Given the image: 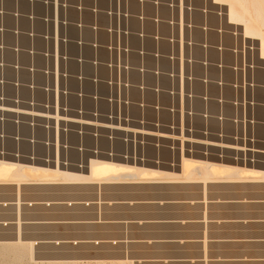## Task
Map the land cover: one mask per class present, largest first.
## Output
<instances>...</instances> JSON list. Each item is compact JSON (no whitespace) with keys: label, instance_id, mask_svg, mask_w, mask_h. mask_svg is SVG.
<instances>
[{"label":"bare ground","instance_id":"obj_1","mask_svg":"<svg viewBox=\"0 0 264 264\" xmlns=\"http://www.w3.org/2000/svg\"><path fill=\"white\" fill-rule=\"evenodd\" d=\"M30 1L41 7V0ZM211 4L246 42L243 52L234 51L244 55L242 64L232 60L230 47L215 48L214 29L205 35L189 18L178 34L174 24L168 31L172 19L163 14L157 23L164 30L152 31L150 0H131L132 26L118 45L115 33L102 29L104 21L94 33L78 25L72 2L59 6L53 35L47 11L36 12L27 0H0V190L12 183L24 189L91 188L106 196L110 187L138 186L139 192L164 181L192 188L201 170L215 186H264V141L255 137L264 124L254 113L264 107L255 95L264 93V0ZM227 30L218 33L230 43ZM53 40L55 74L49 64ZM224 125L234 134H224ZM5 143L13 144L11 152ZM154 151L156 161L147 159ZM165 151L172 163L161 162Z\"/></svg>","mask_w":264,"mask_h":264},{"label":"crops","instance_id":"obj_2","mask_svg":"<svg viewBox=\"0 0 264 264\" xmlns=\"http://www.w3.org/2000/svg\"><path fill=\"white\" fill-rule=\"evenodd\" d=\"M247 189L250 188L244 190ZM211 190L214 189L208 190L206 195L199 188L197 192L157 189L152 194L141 192L139 199L121 196L117 199L119 196H105L103 193L102 197L96 195L92 203L79 199L62 201H81L90 203V206L73 210L54 208L71 211L77 216L44 218L47 220L42 221L41 226L91 227L95 232H101L96 233L95 238L78 234L73 239H58L77 241V246L68 245L72 248L91 246L120 250L121 256L112 261L123 259L136 264H264V193L234 194L235 197H231V194L217 192L223 189ZM76 258H82V255Z\"/></svg>","mask_w":264,"mask_h":264},{"label":"rangeland","instance_id":"obj_3","mask_svg":"<svg viewBox=\"0 0 264 264\" xmlns=\"http://www.w3.org/2000/svg\"><path fill=\"white\" fill-rule=\"evenodd\" d=\"M203 2H204L203 0H194L193 1L195 7L202 6ZM38 11H40V10L38 9ZM194 21L196 23H199V24L202 23L203 18L201 16V14H195L194 15ZM209 23H211L212 25L215 24V26H216L217 20L215 18L214 19L210 18ZM224 42H228V39H226ZM197 68L200 69L201 67L198 66ZM229 77L231 78V76H229ZM232 79H233V74H232ZM232 79H230V83H231ZM258 82H260V81H258ZM255 95H256V97H258L257 103L264 104L263 103L264 102V93L263 92L260 94L256 93ZM226 97H227V95H226ZM213 107H214V105H213ZM214 111L216 112V110H214ZM226 111H227L226 116H231V118L234 119V116H235L234 110L231 111V109L227 108L225 110V113H226ZM255 112H257L258 122H260V123L263 122V124H264V107H258L254 111V113ZM230 113L233 116L230 115ZM224 118H226V117H224ZM196 125H197L196 127L198 129L202 127L201 122L196 123ZM224 127H226V125H224ZM210 128H211V131L213 133H215V131H218L219 127H218L217 123L216 124L212 123ZM256 130H257L256 136L254 135L256 137V139L257 140L261 139L262 141H264V125H260L259 128H256ZM10 131H13V129L11 127L9 128V131H8V133L11 134ZM223 132H224V134L227 133V134L233 135L234 134V127L232 128V127L227 125L226 130H223ZM254 134H255V132H254ZM6 145H9V144L5 143L4 146L6 147ZM8 147H9L8 151L11 152V150L13 149V144H11V146L9 145ZM21 148H23V151L26 152L27 146H23ZM6 149H7V147H6ZM154 153H155V151H154ZM13 155H14V153H13ZM156 155L157 154L155 153L154 157L146 156V158L153 160V161H156L155 160V159H157ZM169 155H170V158H169ZM162 156H163L164 161L160 160L161 162L166 161V162L172 163L171 161H169V160H171V157H172L171 153L168 154L165 151L162 154ZM152 169H155V167H152ZM162 171H168V170L163 169ZM202 178H203V180H202ZM204 178L208 179V180H204ZM192 179L194 180L193 182H194L195 186L191 188L190 187L191 185H189L190 189L186 186H181V187H184V189H182L180 187L183 192H186V191H190V192L196 191L197 192V190L199 188L200 190H202L204 192V194L207 195L208 190H210V189H214L211 191H217L220 189H233V188L236 189L237 188V189H240L241 191L240 190H238V191L237 190H232V191L231 190H227V191L224 190V192H222V191H217V192L229 193V194H231V197H235L234 194H247L248 193V195H250L251 193H254V192H255V194L256 193H260V194L264 193V186L262 184H250L248 181H246L244 184H241V187H239L240 185L238 186V185H231V184L221 185V187H220V184L218 183L219 181H216L217 185L219 184L218 185L219 187H217V185L216 186L214 185L216 183L211 184L212 179L209 177H206V173L203 170L200 171V174H195L192 177ZM199 180L202 182V184L199 182ZM213 185H214V187H213ZM254 185H255V187H254ZM127 186H124V187L115 186V188L113 187L114 191L116 190V188H119V190L121 191L120 192L117 189L114 193L116 194V193L120 192L121 198H123V197L139 198V194L141 192H143V193H146V192L147 193H153L154 192L155 193L157 189H170V190L180 189L179 186L178 187L175 186L174 188H176V189L172 188L173 186H171L170 184L168 185V183L165 181L162 183V185H157L156 186L157 188L154 185H152V186L151 185L150 186L145 185L146 189H143L144 191H140V190H142V188H144V187L140 186L139 188H141V189H139V192H137L138 186L137 187H135V186L127 187ZM132 187H133L134 191L131 190ZM153 187H155V188L152 189ZM2 188L3 189L0 190V224L3 222H9L12 224V226H9L8 228H4V227L0 226V264H136L133 261L123 260V259L112 261L111 259H115V258H118V256L119 257L121 256V251L117 250V249H115V250L110 249L107 247H103L100 249H95L91 246L81 247V248H72L70 246L55 247L52 245H40V246L36 247L35 242L40 241V240L42 241L43 239H49V238L58 239L60 237H69V238L73 239L78 234H80V235L83 234L81 236L86 235V236L95 238V237H97L96 233L99 234L101 232H99L97 230L95 232L93 230V228H91V227H85V228L77 229V228H68V227H63V226H41L43 224L42 221L47 220L44 218L59 219L62 217H68V215L73 217L74 216V215H72L73 212L65 210V209L38 210V211L26 212V211H24V210H26L25 206H22V205H25L24 202L28 203V202L37 201V200H43V201H47V202L72 201L73 199H77L78 197H80V199L78 198L79 200H81V197H82V199L84 201H91V200H94L96 195L98 196V193L96 192L97 191L96 188H92V190L94 189V191L96 192V195H94V193L91 191V188L90 189L89 188L88 189L87 188L86 189L85 188L84 189H78L77 191H79V192H76L75 191L76 189H73L75 191V192H73V190H71V189L63 190V189H61V186H53V187L51 186V187H47L46 189L48 191H46L45 188H44L45 189L44 190V189H38L35 187H30V189H29V187L28 188L25 187V189H24L23 187H21V186L19 187L16 184L14 185L12 183L6 184ZM111 188L112 187H110L106 190L104 189L105 192L108 191V193L106 192L107 195L108 194H110L111 196L115 195L112 191L113 188L112 189ZM122 188H124L125 190ZM147 188H149V189H147ZM246 188H250V189L244 190ZM109 189H111V190H109ZM110 191H112V192H110ZM76 193H79L81 195L76 194ZM91 193H93V194H91ZM123 194H125V195H123ZM135 194H138V195H135ZM248 195H246V196H248ZM101 197H102V195H101ZM90 198H91V200H90ZM19 200L21 201L20 204H18ZM5 203H7V204H5ZM3 205L9 206V208L4 209ZM18 205H19V207H17ZM23 214H25L24 219H23ZM78 214H81V212ZM17 215H19L20 221H21L18 224L19 225L18 228L16 226H14V222L17 220ZM24 225H26V226H24ZM79 255H82V258H76Z\"/></svg>","mask_w":264,"mask_h":264},{"label":"built area","instance_id":"obj_4","mask_svg":"<svg viewBox=\"0 0 264 264\" xmlns=\"http://www.w3.org/2000/svg\"><path fill=\"white\" fill-rule=\"evenodd\" d=\"M66 1L74 3L75 8V15L77 17V23L78 25L84 26L85 30H89L91 33L98 32V29H101V22L104 21L105 27L104 29L105 33L106 31H113L115 33V36L113 37V42L118 45V42H120L121 35L126 34L129 32V28L131 29L132 23H131V11H132V5L131 0H41V7H36V5H32L30 0H27V3L29 4V7L31 6V9L34 8L36 12H45L49 14V28L53 35L55 34V19L56 14L59 10V6H64V3ZM194 0H150L151 3V29L152 31L161 32L164 29L160 28L159 23V17L163 14H166L169 19L167 21V27L168 31L170 32L171 27L170 24H174L175 31L179 34V31L181 30L180 24L182 21H184L185 18H189L192 20V22L196 23L194 21V15L195 14H201L203 21L202 23H197L201 29V32L205 35L211 31V29H214V34L216 38L215 42V48H219L222 45H226L230 50L231 56H233V61L239 60L241 64L244 61V55L241 53L239 57H236V54L234 51L243 52L244 46H246V42L241 38L240 32H237L235 28L229 27L226 25V16L224 12H222L220 9H213L211 2L212 0H203V5L200 7H195ZM140 5V3H139ZM27 8V5H19L18 9H25ZM140 8V7H139ZM38 9L40 11H38ZM148 12V9L146 7L140 8V11ZM149 13V12H148ZM70 16V15H69ZM210 18H215L217 20V25H212L209 23ZM46 20V19H43ZM80 21V24H79ZM183 23V22H182ZM229 29L227 30L229 32L230 40L231 42H224L226 39L220 38L219 33L222 31V29ZM207 39L208 36H205ZM211 36L209 35V39ZM125 42V41H124ZM126 45V42H125ZM94 44L90 43V49L95 55H99V52H96V48L92 47ZM216 50V49H215ZM55 42L53 40V52L51 53V57L49 59V64L53 67V74H55V66H56V57H55ZM91 53V52H90ZM238 62V63H239ZM240 64V63H239ZM54 76V75H53ZM54 77V82H55ZM180 122V118H179ZM95 147V144L93 145ZM46 159V158H45ZM74 160V159H73ZM82 161L80 159H75V164L80 165ZM82 165V164H81ZM24 202V201H23ZM21 201L19 200L20 204ZM26 212L30 211H38V210H53L54 208H62L66 207L70 210H73L75 207H89L90 203H85L81 201H74L70 203H65L62 201H56V202H47L43 200H37L32 202H24ZM7 204V203H5ZM19 207V205L17 206ZM4 209L9 208V206L3 205ZM25 214H23L24 219ZM20 217L17 215V220L14 222V226L17 228L19 227L20 223ZM0 226L4 228H8L9 226H12L9 222H3L0 224ZM26 226V225H24ZM36 247L40 245H52L55 247H63L68 245L77 246L78 242L73 241L71 239H43L42 241H37ZM99 243H96L98 245Z\"/></svg>","mask_w":264,"mask_h":264}]
</instances>
